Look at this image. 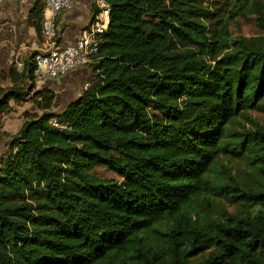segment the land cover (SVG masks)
<instances>
[{
	"label": "trees",
	"instance_id": "trees-1",
	"mask_svg": "<svg viewBox=\"0 0 264 264\" xmlns=\"http://www.w3.org/2000/svg\"><path fill=\"white\" fill-rule=\"evenodd\" d=\"M105 1L88 88L60 112L36 91L40 114L9 135L0 264H264V122L251 115L264 113V35L233 38L229 17L212 28L204 0ZM220 1L264 18L260 0ZM42 13L36 0L38 36ZM35 54L13 67L0 120L33 92Z\"/></svg>",
	"mask_w": 264,
	"mask_h": 264
},
{
	"label": "crops",
	"instance_id": "crops-1",
	"mask_svg": "<svg viewBox=\"0 0 264 264\" xmlns=\"http://www.w3.org/2000/svg\"><path fill=\"white\" fill-rule=\"evenodd\" d=\"M35 2L36 0H0V78L6 77L8 84L11 82L13 67L19 72L15 65L18 60L25 63L29 55L48 50L52 46V41L46 39L43 32L38 36L35 27L29 24ZM40 3L43 7V0ZM94 15L95 7L91 0H74L57 18L58 31L53 44L64 46L74 43ZM89 66L90 64L76 68L55 79L41 81L35 77L33 91L51 89L57 93L74 95L76 87L83 80L87 81ZM68 103L63 107L56 105L54 107L57 109L53 107V110L60 112Z\"/></svg>",
	"mask_w": 264,
	"mask_h": 264
},
{
	"label": "built area",
	"instance_id": "built-area-1",
	"mask_svg": "<svg viewBox=\"0 0 264 264\" xmlns=\"http://www.w3.org/2000/svg\"><path fill=\"white\" fill-rule=\"evenodd\" d=\"M73 1L43 0L42 32L46 39L52 41V46L34 55V73L37 80L58 78L96 60L103 42L102 35L110 21V6L105 0H91L95 7V15L74 43L64 46L53 44L58 31L57 18ZM15 65L17 70L22 72L24 62L18 60ZM51 122L56 126L65 127L56 117Z\"/></svg>",
	"mask_w": 264,
	"mask_h": 264
},
{
	"label": "rangeland",
	"instance_id": "rangeland-1",
	"mask_svg": "<svg viewBox=\"0 0 264 264\" xmlns=\"http://www.w3.org/2000/svg\"><path fill=\"white\" fill-rule=\"evenodd\" d=\"M205 6H207L213 13V17L209 20V23L212 28L219 29L220 21L228 18V28L232 33V37H252V36H263L264 35V18H258L257 12H252L250 10L243 9L239 13H231L229 7L225 6L220 0H204ZM264 5V0H260ZM264 9V7H263ZM231 13V14H230ZM230 15V16H229ZM89 73L87 74V81L82 82L81 85H78L75 89V94H65L63 92H54L55 105L63 107L67 102L72 101L77 97L78 94H81L89 86V81L93 77V69L91 66L88 67ZM12 71V70H11ZM11 75V73H10ZM8 79L6 77H1L0 82V93L11 88V82L8 84ZM32 85L27 86L30 88ZM26 87V86H24ZM35 91H33L27 100H24L23 103L11 102L12 110L6 113L0 120V164L2 158L7 154L9 149V139L11 134L16 133L20 127L23 125L27 117H33L36 114H40V109L37 108L36 102L32 100ZM57 109V107H54ZM252 117L257 120L264 122V113L261 112H251ZM103 175L108 178H117L113 173L109 171H104ZM247 174L243 173L242 177L245 178ZM252 178V176H248ZM250 179L245 178L244 182H249ZM201 208L209 211L210 215L213 217L218 215V209L215 207H210L207 204H202ZM234 206H226V211H234ZM123 264V263H119Z\"/></svg>",
	"mask_w": 264,
	"mask_h": 264
}]
</instances>
